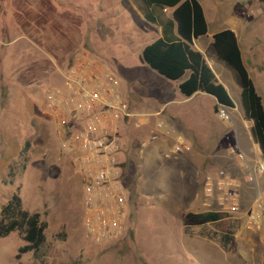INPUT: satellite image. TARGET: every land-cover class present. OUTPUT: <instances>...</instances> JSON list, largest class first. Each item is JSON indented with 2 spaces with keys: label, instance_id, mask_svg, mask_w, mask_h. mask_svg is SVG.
<instances>
[{
  "label": "rangeland",
  "instance_id": "obj_1",
  "mask_svg": "<svg viewBox=\"0 0 264 264\" xmlns=\"http://www.w3.org/2000/svg\"><path fill=\"white\" fill-rule=\"evenodd\" d=\"M199 1L209 23V33L200 39L202 42H210L211 35L228 26L229 21L245 22L237 35L247 68L264 99V0ZM50 2L59 12L77 11L83 20L77 37L80 44L64 56L62 65L23 34L17 24L15 0H0V215L12 196L19 193L24 208L41 214L48 223V241L37 256L28 253L17 259L25 245L19 232L0 238V264H264V242L256 240L264 235V222L260 230L248 228L249 216L259 211V186L243 203L240 198V211L230 215L231 242L223 241L222 223L208 230L184 229L185 214L196 210L192 209V187L186 186V181L196 173L240 180L243 171H239V162L245 161L237 155L256 154L252 122L245 116L241 87L230 70L226 68L222 76L233 83V91L219 80L236 107L226 108L230 119L225 120L216 111L213 97L198 93L187 98L179 91L178 82L162 77L147 65L142 50L158 38L160 28L135 10L138 6L133 0ZM252 9L260 13L251 15ZM171 13L166 12L167 16ZM81 54H88L115 73L123 96L147 117L146 126L137 119L126 133L122 132L125 138L136 130L139 139L129 140L123 154V182L129 193L128 231L124 238L106 243L86 237L80 177L72 156L61 146L57 124L46 108L47 89L63 85L61 71ZM215 64L223 66L217 61ZM31 66L34 69L28 72ZM25 73L31 81L28 85L19 82V76ZM139 92L155 98L139 105ZM161 110L170 128L191 144V151L170 154L171 139L161 136L158 142L164 146L160 145L155 161L133 158V149L137 156L143 151L146 158L154 155L155 143L144 133L155 125ZM143 143L147 145L144 149ZM257 158L259 162L261 156ZM195 192L200 194L199 186ZM214 204L201 210H219L217 202ZM239 226H245L252 238L236 240ZM194 248L199 254H193ZM204 252H210L209 256Z\"/></svg>",
  "mask_w": 264,
  "mask_h": 264
},
{
  "label": "trees",
  "instance_id": "obj_2",
  "mask_svg": "<svg viewBox=\"0 0 264 264\" xmlns=\"http://www.w3.org/2000/svg\"><path fill=\"white\" fill-rule=\"evenodd\" d=\"M144 19L159 27L160 38L145 46L142 51L147 65L162 77L178 82L182 95L192 97L206 93L217 98L216 111L220 107L235 108L227 89L219 83L215 72L203 53L191 46L194 39L208 33V22L199 0H133ZM17 24L23 34L45 48L50 56L62 65L64 56L77 49L80 40L81 15L75 11L59 12L50 0H15ZM166 8L172 9L167 16ZM80 8V12H81ZM77 41V42H76ZM75 43V44H74ZM211 49L218 61L224 63L238 76L241 87V102L245 116L252 122L251 135L259 145L264 159V101L255 81L246 67L238 37L231 29H224L213 35ZM34 69L32 66L30 70ZM47 70V68H45ZM25 75L19 76L22 85H28ZM189 74L188 78L181 79ZM181 81V82H179ZM226 213L210 211L189 212L184 218L186 227L224 222ZM48 223L39 213H30L23 206L19 193H15L3 207L0 215V238L19 232L25 245L19 249L17 259L32 253L39 255L47 244ZM224 231H225V227ZM225 243L231 242L229 231L223 235Z\"/></svg>",
  "mask_w": 264,
  "mask_h": 264
},
{
  "label": "built area",
  "instance_id": "obj_3",
  "mask_svg": "<svg viewBox=\"0 0 264 264\" xmlns=\"http://www.w3.org/2000/svg\"><path fill=\"white\" fill-rule=\"evenodd\" d=\"M255 13L260 11H250L251 15ZM61 73L63 85L46 91V108L57 124L61 146L72 156L80 177L86 237L96 243L120 240L128 231L129 217L122 158L126 143L121 128L139 116L122 95L117 75L88 54L76 57ZM219 115L230 119L225 107L219 108ZM157 116L151 139L156 141L163 135L175 140L170 154L191 151V144L170 128L163 110ZM238 158L247 160L242 152ZM258 171L264 173V162L259 164ZM249 180L254 182L255 175H250ZM203 190L207 205L211 206L213 200L223 213L233 215L240 211V194L233 179L206 175ZM257 202L259 211L248 218V228L252 230H260L264 222V192Z\"/></svg>",
  "mask_w": 264,
  "mask_h": 264
},
{
  "label": "crops",
  "instance_id": "obj_4",
  "mask_svg": "<svg viewBox=\"0 0 264 264\" xmlns=\"http://www.w3.org/2000/svg\"><path fill=\"white\" fill-rule=\"evenodd\" d=\"M201 3V2H200ZM134 8H135V10H138V8L137 7H135L134 6ZM204 9V8H203ZM169 10L172 12V9H170L169 8ZM205 12V11H204ZM207 15H209V17H210V14L207 12ZM205 16H206V13H205ZM207 19V18H206ZM208 22V21H207ZM212 22V21H211ZM245 23V22H244ZM244 23H242L241 21H229L228 22V26H223L222 28L223 29H221L220 31H222V30H224V29H231V30H233L234 32H235V34L237 35V30H240V28L242 27V26H244ZM212 24L214 25L215 23L214 22H212ZM208 26H209V23H208ZM220 31H217V32H215V33H213L211 36V38H210V42H207V43H205V42H202V40H200L202 37H204V36H202V37H200V38H198V39H194L193 40V44H192V48L194 49V50H196V51H199V52H201V53H203L204 55H205V57H206V60H207V62H208V64L210 65V67L213 69V71L215 72V74H216V77H217V79H218V81L220 80V81H222V82H224V84L228 87V89L229 90H231V91H233V88H234V85H233V83L230 81V79L229 78H224L222 75H224V72H225V70H226V68L228 69V70H230V72L234 75V77L237 79V81H238V83H239V79H238V76L236 75V73L233 71V70H231L228 66H226L224 63H222V62H220V61H218L217 59H216V57H215V54H212V55H210L208 52V50H211L212 51V49H211V44H212V41H213V35L214 34H216V33H218V32H220ZM208 33H209V28H208ZM207 33V34H208ZM206 34V35H207ZM161 35H162V31H161V29H160V34H159V36H158V38H160L161 37ZM205 35V36H206ZM237 37H238V35H237ZM158 38H156L155 40H157ZM154 40V41H155ZM154 41H152V42H154ZM238 41H239V39H238ZM151 42V43H152ZM150 44V43H149ZM148 45V44H147ZM239 45H240V48H241V51H242V56H243V60H244V63H245V65H246V62H245V59H244V54H243V49H242V47H241V44H240V41H239ZM145 48V47H144ZM143 48V49H144ZM143 51V50H142ZM208 55V56H207ZM210 55V56H209ZM211 58L212 59V63L209 61V59L208 58ZM215 61H217V62H219L221 65H223V66H219V67H216L217 65L215 64ZM214 66V67H213ZM224 67V68H223ZM246 67H247V65H246ZM218 74H220V76L218 75ZM251 75V74H250ZM187 76V77H186ZM186 76H184L183 78H185V79H187L188 78V76H189V74H187ZM182 78V79H183ZM181 79V80H182ZM184 79V80H185ZM183 81V80H182ZM219 81V83H221ZM174 82V81H173ZM179 82H181V81H179ZM222 84V83H221ZM256 84V83H255ZM239 85H240V83H239ZM178 86V85H177ZM256 87H257V85H256ZM258 89V88H257ZM259 91V90H258ZM198 93H201V92H198ZM198 93H196V94H198ZM202 94H204V95H207V96H211V95H208V94H206V93H202ZM123 95V94H122ZM261 95V94H260ZM186 97V96H185ZM211 97H213V96H211ZM149 98L150 99H153V98H155V96L154 95H150V96H148L147 95V92H139V97L138 98H136V103H138L139 105H144L145 103H147L148 101H150L149 100ZM188 98V97H187ZM215 100V103L217 104V99L215 98V97H213ZM263 101H264V99H263ZM130 103V102H129ZM216 104H215V106H216ZM243 107V106H242ZM131 108H132V105H131ZM236 108V107H235ZM234 108V109H235ZM132 110L136 113V114H138V116L139 117H136V118H133V119H131L129 122H127L126 124H124L123 126H122V132L123 133H126V130H127V128L130 126V125H132V124H134L136 121H137V119H139V124H142V125H145L146 123H147V120H146V116H144L142 113L143 112H141V109H139V108H137L136 107V109H133L132 108ZM159 118L156 116V122H155V125H153V126H150L149 128H147V130H145V133L144 134H147V136H149V139L151 138V134H152V132L155 130V126H156V123H157V120H158ZM146 126V125H145ZM137 134H138V131H136V130H134V133H133V135H131V134H129V136L128 135H126L125 136V138H124V140H125V151H124V154L126 153V148H127V145H128V143H129V140L130 141H132L133 142V140H139L138 139V136H137ZM163 136V135H162ZM252 136V135H251ZM253 138V137H252ZM171 139V138H170ZM151 141H153V140H151ZM253 141H254V139H253ZM143 141L141 140V143H142ZM145 142H147V140L145 141ZM154 143H155V145H154V147H152L153 148V154L154 155H150V156H152V157H150V158H146V152L145 151H143V152H141L140 154H138V156L137 155H135L134 154V149H133V152H130L132 155H133V158H136L137 157V159L138 158H140V159H145V160H151V161H155L158 157H159V153H158V150L160 149V147L161 146H164L162 143L160 144L159 142H158V140L157 141H153ZM171 145L170 146H172L173 145V143L175 142V140H173V139H171ZM188 142V141H187ZM145 143H143L142 145H141V147L144 149V148H146L147 147V145L145 144ZM161 145V146H160ZM238 147L241 149V144H240V142H238ZM254 147H255V149H256V154H254V156L253 157H246V161L244 162V164H242L241 162H239V164L241 165V167L239 168V171H243L242 173H240V175H241V177L243 176V178L242 179H240V180H237V179H235V182H236V185L238 186V191H239V194H240V198H241V201H242V203L244 202V200L245 199H247V198H250L252 195H253V192H255V187H256V190H257V186H259V189L258 190H261L262 192L264 191V173H259V171H258V166H259V164L258 163H262V162H264V159H263V156H262V152H261V150H260V147H259V145L254 141ZM224 149H220L219 151H223ZM258 150V151H257ZM190 152V151H189ZM189 152H185V153H189ZM243 153V152H242ZM244 154V153H243ZM238 156V155H237ZM261 156V159H260V161L258 162V158L257 157H260ZM122 158H123V156H122ZM124 160V159H123ZM157 164V163H156ZM196 165V164H195ZM159 166H161V165H159ZM165 171H173V170H170L169 168H166V170ZM184 171V169L182 170V174L184 173L183 172ZM179 172H181V171H179ZM195 172V171H194ZM209 174H211V175H214V174H212V173H208V174H198V173H196V175H194L193 174V176H192V178H189V180H187L186 182V186H188L189 184L191 185H189L190 187H192V191H193V195H192V199H191V201L193 202V208L192 209H196V210H192V211H188L187 213H189V212H193V213H205V212H210L209 210L207 211H204V210H201V209H204L203 207H211L212 205H216V204H214L215 202L212 200V199H209V202H211V200H212V204H211V206L210 205H207L208 204V202H207V199L205 198V195H204V190H203V184H204V179H205V176L206 175H209ZM250 175H255V181L254 182H252V181H250L249 180V176ZM245 176V177H244ZM199 186V191H200V194L198 193V194H196V190H197V187ZM252 186V187H251ZM260 192V191H259ZM215 211H218V212H221L220 210H215ZM186 213V214H187ZM186 214H185V216H186ZM228 215V217L224 220V222H214V223H207V224H205V225H199V226H192V227H186L185 226V224H184V229L186 230H189V231H192V232H195V231H201V230H203V229H205L206 228V230H208V229H210L211 228V226H213V225H216L217 223H222V225H223V227H225V231H224V228H223V235L226 233V230L227 231H229V236H231L232 234H231V232H230V226H229V223L231 224V221H229V219H230V215L229 214H227ZM185 216H184V218H185ZM229 221V222H228ZM239 223H237L236 225H238ZM247 229H246V227L245 226H239V228H238V231H237V233H235L234 234V237L236 238V240L237 239H240L242 236H246V237H250V238H252L249 234H247ZM250 233H251V231H249ZM241 234V235H240ZM246 234V235H245ZM207 238V237H206ZM208 239V238H207ZM221 239H222V237H221ZM258 239H259V241L260 242H264V235H262V236H260V238H257L256 240L258 241ZM250 241H252L251 239H250ZM254 241V240H253ZM246 247H248V248H252L253 247V245L252 244H250V245H248L247 244V246ZM193 254H199V252L196 250V248H194L193 249ZM205 253V252H204ZM209 254H210V252H207V253H205V255L206 256H209Z\"/></svg>",
  "mask_w": 264,
  "mask_h": 264
},
{
  "label": "water",
  "instance_id": "obj_5",
  "mask_svg": "<svg viewBox=\"0 0 264 264\" xmlns=\"http://www.w3.org/2000/svg\"><path fill=\"white\" fill-rule=\"evenodd\" d=\"M216 98V97H215ZM217 99V98H216ZM218 102V101H217Z\"/></svg>",
  "mask_w": 264,
  "mask_h": 264
}]
</instances>
